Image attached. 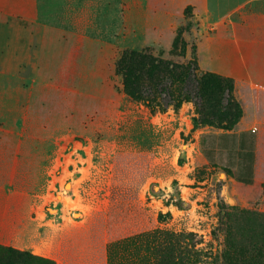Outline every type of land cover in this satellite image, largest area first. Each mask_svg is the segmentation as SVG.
<instances>
[{"label":"rangeland","instance_id":"obj_1","mask_svg":"<svg viewBox=\"0 0 264 264\" xmlns=\"http://www.w3.org/2000/svg\"><path fill=\"white\" fill-rule=\"evenodd\" d=\"M124 1L125 27L110 43L43 27L22 10L0 22V81L12 82L0 93V141L15 154L7 220L25 246L0 244V264L12 263L9 248L55 264H108L106 241L155 229L193 234L198 264H264V181L240 182L191 145L203 131L264 130L258 92L202 64L213 18L197 7L205 0L181 17L156 15L144 35L137 0ZM133 54L173 77L137 66L132 95L133 61L123 56ZM229 96L238 108L225 116ZM26 130L49 143L24 141Z\"/></svg>","mask_w":264,"mask_h":264},{"label":"crops","instance_id":"obj_2","mask_svg":"<svg viewBox=\"0 0 264 264\" xmlns=\"http://www.w3.org/2000/svg\"><path fill=\"white\" fill-rule=\"evenodd\" d=\"M124 0H0V22L10 20L16 11L29 13L46 28L66 32L77 37L110 43L121 35L127 18ZM192 0H137V33L145 34V27L155 24V16L168 19L181 17ZM209 0L197 5L212 18L210 30L201 53L202 64L215 66L219 74L247 85L258 92L255 99L264 115V0H215L211 10ZM21 7H23L21 9ZM141 13V14H140ZM140 14V15H139ZM150 16V17H149ZM12 83V82H11ZM0 81L2 87H11ZM27 95L25 94V97ZM190 128L189 124L185 129ZM193 146L194 154L201 155L209 164L227 168L240 182L264 181V130L255 126L234 132H199ZM9 143L0 141V244L25 250L15 244V221L7 216L15 212L10 204L15 191V161ZM7 226V228H6ZM13 238L3 243L5 230ZM10 235V234H9ZM119 240V239H118ZM29 240V246H30ZM115 241V240H114ZM106 241L104 249L108 260Z\"/></svg>","mask_w":264,"mask_h":264},{"label":"trees","instance_id":"obj_3","mask_svg":"<svg viewBox=\"0 0 264 264\" xmlns=\"http://www.w3.org/2000/svg\"><path fill=\"white\" fill-rule=\"evenodd\" d=\"M133 61L131 67H128L134 76L125 80V86L129 88L132 95H137L140 91L138 77L143 76L144 72L137 69V66L143 65L147 68V72L152 73L160 78L165 77V73L172 76L173 68L169 66L164 68H157L155 60H147L145 57H140L135 54L132 56H123V64L129 58ZM148 72V73H149ZM191 72H188L186 79ZM145 72V76H146ZM148 75V74H147ZM132 79V82H131ZM159 78H156L158 81ZM208 79V77L206 78ZM201 86V83H200ZM220 103L226 99L225 91L218 93ZM228 104L231 105L230 96L227 98ZM238 108L237 105H231V108L225 116H230L232 111ZM196 128V122L194 123V129ZM26 138L24 141L44 146L49 143L47 136H44L41 132L32 133V130H26ZM179 206L185 208L184 202L180 201ZM163 218L162 215L159 219ZM193 240V234L189 233H175L166 229H155L150 232H142L134 234L119 240L110 242L107 247L108 264H198V251L195 250L196 243L191 244ZM10 255L11 264H29L32 261V255L29 252L16 253L13 249H6ZM16 255H18L16 257ZM18 259V261H17ZM37 264H55L53 261L47 259L36 258Z\"/></svg>","mask_w":264,"mask_h":264}]
</instances>
